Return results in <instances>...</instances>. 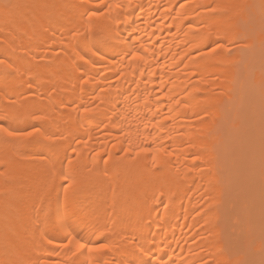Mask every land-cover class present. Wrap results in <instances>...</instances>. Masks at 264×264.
I'll return each instance as SVG.
<instances>
[{
  "label": "bare ground",
  "instance_id": "obj_1",
  "mask_svg": "<svg viewBox=\"0 0 264 264\" xmlns=\"http://www.w3.org/2000/svg\"><path fill=\"white\" fill-rule=\"evenodd\" d=\"M0 60V264H264V0H0Z\"/></svg>",
  "mask_w": 264,
  "mask_h": 264
},
{
  "label": "snow or ice",
  "instance_id": "obj_2",
  "mask_svg": "<svg viewBox=\"0 0 264 264\" xmlns=\"http://www.w3.org/2000/svg\"><path fill=\"white\" fill-rule=\"evenodd\" d=\"M93 15H95V13H93ZM3 63H4V61L0 60V64H3ZM85 111H87V109H85ZM0 131H7V130L6 129H0ZM35 131H38V129H36ZM8 135L9 136L22 135V136L28 137V136H32L33 132H27V133L8 132ZM71 243H72V241L68 240V244H71ZM77 245H78V248H80V249L87 247L85 244H81L79 241H77ZM104 247H107V245H101L99 248H89L88 251H99L101 248H104ZM69 251H71V249H69Z\"/></svg>",
  "mask_w": 264,
  "mask_h": 264
}]
</instances>
